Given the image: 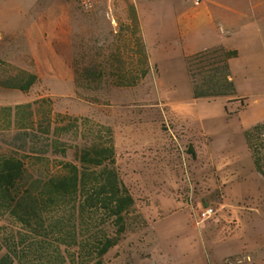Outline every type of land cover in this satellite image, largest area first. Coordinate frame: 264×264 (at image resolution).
Instances as JSON below:
<instances>
[{
    "label": "rangeland",
    "instance_id": "rangeland-1",
    "mask_svg": "<svg viewBox=\"0 0 264 264\" xmlns=\"http://www.w3.org/2000/svg\"><path fill=\"white\" fill-rule=\"evenodd\" d=\"M52 2L0 0V77L14 69L39 75L26 93L0 86V154L31 155L24 159L34 163L35 175L53 172L61 160L76 161L74 147L93 123L110 126L116 167L135 205L102 264H264V176L246 136L264 122V0H98L92 12L73 2L77 66L120 58L123 68L139 73L137 40L143 41L147 71L130 87L110 78L77 85L64 54L52 49L49 60L34 52L22 33ZM47 13L50 27L59 12ZM43 43L51 47L53 39ZM219 46L238 52L229 61L235 94L194 98L186 58ZM27 103L32 115L21 109L9 128L1 108ZM57 114L90 122L80 119L86 126L77 133L45 135L49 116L67 121ZM31 123L37 132L30 142L22 133ZM59 138L58 152H47ZM208 208L213 213L206 217ZM54 215L34 231L0 210V241L22 231L23 264H93L100 239L116 235L113 218L101 208L80 214L67 206Z\"/></svg>",
    "mask_w": 264,
    "mask_h": 264
},
{
    "label": "trees",
    "instance_id": "trees-1",
    "mask_svg": "<svg viewBox=\"0 0 264 264\" xmlns=\"http://www.w3.org/2000/svg\"><path fill=\"white\" fill-rule=\"evenodd\" d=\"M133 20L137 25V17ZM139 53L138 70L128 66L123 68L122 59H110L97 63L85 64L79 67L73 62L74 79L77 85H90L110 78L115 86L130 87L136 85L145 75L148 56L144 43L137 40ZM128 47H126L127 49ZM129 49H127L128 53ZM238 55L237 50L223 47L208 48L187 56L186 65L192 83L194 98H216L235 94V84L231 75L229 61ZM132 56V54H131ZM110 66L111 71L106 72ZM139 68V67H138ZM139 74V75H138ZM39 81V75L34 71L14 69L0 77V86L28 92ZM29 108L32 115V104L17 105L15 108L5 106L1 112L8 118V126H12L21 109ZM56 117L66 118L67 121H56L49 116L44 126L45 135H59L76 133L85 125L81 121H88V117H77L57 114ZM34 120V119H33ZM34 122V121H32ZM35 123L23 130L26 141L31 142V135L35 134ZM89 128L88 137L82 144H76L74 149L75 162L59 161L55 171L36 174L33 162L28 164L24 158L12 154H0V210H3L14 223H18L30 230L38 231L48 222L55 211L71 206L73 210L83 214L87 207L101 208L114 220L115 236H104L100 239L97 259L93 264H102L103 255L118 243L125 231L126 216L133 209L135 200L119 176L116 167V152L113 139V129L110 126L93 123ZM247 141L252 151L255 168L264 176L261 165V148L254 143L256 136L264 137V122L254 125L246 132ZM61 140L53 139L51 149L47 152L57 153V144ZM63 155L66 148H63ZM48 163V157H41ZM23 242L22 231H14L11 237L0 241V264H23L18 255V248Z\"/></svg>",
    "mask_w": 264,
    "mask_h": 264
},
{
    "label": "crops",
    "instance_id": "crops-1",
    "mask_svg": "<svg viewBox=\"0 0 264 264\" xmlns=\"http://www.w3.org/2000/svg\"><path fill=\"white\" fill-rule=\"evenodd\" d=\"M73 2L77 4L76 0H53L52 4L45 9L46 12L44 11L43 14L44 16L48 14L47 12H54V9L59 12L60 14H56L53 24L50 27H46L44 25L45 16H40L33 24L27 25L22 33L24 39H30L32 44L35 45L33 48L35 53L39 52V55H42V57L52 60L54 55H51V51L54 49L55 51H53L57 54L60 53L65 55L64 58L69 68L72 66L74 60L72 41L74 30L70 9ZM98 4L89 12L98 9ZM52 6L55 8H52ZM135 16L137 17L136 12ZM44 39H53L51 47L43 43ZM208 48L209 47H204L202 50Z\"/></svg>",
    "mask_w": 264,
    "mask_h": 264
},
{
    "label": "built area",
    "instance_id": "built-area-1",
    "mask_svg": "<svg viewBox=\"0 0 264 264\" xmlns=\"http://www.w3.org/2000/svg\"><path fill=\"white\" fill-rule=\"evenodd\" d=\"M78 6L84 10V11H91L97 4L98 0H76ZM195 4H199L200 0H194ZM213 213V208H208L206 209V211L204 212V216H210Z\"/></svg>",
    "mask_w": 264,
    "mask_h": 264
}]
</instances>
